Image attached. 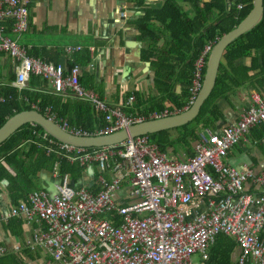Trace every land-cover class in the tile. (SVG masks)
I'll list each match as a JSON object with an SVG mask.
<instances>
[{
	"label": "built area",
	"instance_id": "1",
	"mask_svg": "<svg viewBox=\"0 0 264 264\" xmlns=\"http://www.w3.org/2000/svg\"><path fill=\"white\" fill-rule=\"evenodd\" d=\"M28 5L29 0H0V53L18 61L15 86L24 88L35 75L47 80L55 93L88 99L96 114L104 115L105 126L89 135L63 122L61 129L73 137L111 135L143 123L145 118L126 115L121 107H109L87 91L77 66L67 73L61 66L26 56L8 30L27 32ZM211 51L207 46L195 61L184 110L201 89ZM133 101L130 95L125 106ZM46 111L49 115L50 109ZM166 115L163 111L151 117ZM257 126H264V88L250 93L236 124L218 131L204 129L194 155L186 158L163 154L145 135L90 149L48 140L44 133L43 140L68 162L84 168L96 165L99 190L73 186L55 167L52 192L33 190L8 209L5 219L21 220L28 232L22 244L11 249L0 240V258L27 249L35 264H192L195 255L206 264L216 239L225 236L240 250L236 264H264V172L225 162L230 150ZM261 144L264 147V136Z\"/></svg>",
	"mask_w": 264,
	"mask_h": 264
},
{
	"label": "trees",
	"instance_id": "2",
	"mask_svg": "<svg viewBox=\"0 0 264 264\" xmlns=\"http://www.w3.org/2000/svg\"><path fill=\"white\" fill-rule=\"evenodd\" d=\"M178 1L190 3L195 15L192 18L186 16ZM198 1L163 0L161 7L146 9L143 18L136 22L140 33L138 39L143 45L141 61L149 62L150 68L157 69L153 82L159 96H150L145 101L140 93L134 92L135 105L143 107L146 119L151 112L183 110L191 95L195 61L202 56L207 46L211 45L213 49L225 35L237 28L252 9V0H211L203 7L198 6ZM238 5H242V8L238 9ZM210 53L205 58L206 63ZM246 58H249V66L242 63ZM206 70L207 64L202 70V80L205 78ZM87 78H79L80 84L87 85L89 81ZM9 81L10 84L7 86H0V98H5L4 101L0 100V130L14 115L32 110L31 104L37 98L40 99L38 109L41 114H43L41 108L51 106L72 125L88 132L89 135H93L103 126L100 119L94 118L89 103L80 101L66 103L60 95L56 97L33 92L28 88H22L18 92V89L11 85L14 81L13 72L9 75ZM262 88H264V0L259 23L226 49L215 87L201 106L199 114L191 123L179 127L178 136L173 140L169 139L168 130L150 134L148 137L162 149L167 145H172L175 150L185 148L186 144L198 140L199 127L216 128L217 122L223 119L219 100L224 99L233 105L231 98L235 97L238 91H257ZM17 93L26 100H19ZM253 129L260 132L261 140L264 136V126ZM43 136L44 133L38 126L25 125L0 146V185L4 181L9 183V194L14 203L24 199L25 194L33 190L31 177L37 176L38 173L51 172L56 161L61 164L60 174H69L73 183L78 182L82 176L84 168L78 164L70 165L66 160L60 161L63 159L58 154L60 152L54 147L52 149L49 142L43 140ZM48 140L53 139L48 137ZM49 148L51 152L47 153ZM21 225V220L13 218L8 220L6 228L23 242ZM219 239V248H227L225 264H228L236 244L222 236H219ZM216 251V249L213 251L212 258L206 264H216L212 262V259L217 257ZM30 254L29 250L23 249V255ZM17 261L19 260L13 253L0 258V264H18Z\"/></svg>",
	"mask_w": 264,
	"mask_h": 264
},
{
	"label": "crops",
	"instance_id": "3",
	"mask_svg": "<svg viewBox=\"0 0 264 264\" xmlns=\"http://www.w3.org/2000/svg\"><path fill=\"white\" fill-rule=\"evenodd\" d=\"M210 1L199 0L197 4L199 7H203ZM162 4L163 0H29L28 30L23 33H29L27 43H19L18 37L22 34H16L17 37L12 38L11 34L15 33L10 32L9 29L8 35L26 52L27 57L61 66L67 73L77 66L79 68V78L86 79L88 77L87 80L89 81L87 85L90 88L87 85L81 84L87 91L95 93L109 107L119 106L126 115L141 116L145 118L143 123L150 122V120H155L151 116L156 112L148 114V119H146L143 107L135 105V96L132 105L125 106V104L128 97L134 95V92L140 93L145 101L150 96H159L153 82L157 69H152L150 66H146L145 63L147 62L141 61V49L143 45L138 39L140 33L137 30L138 26L136 22L143 18L146 9H158ZM178 5L189 18L195 15V10L190 3L178 1ZM63 35H68L73 39L64 38L57 40L58 36ZM249 62V58L242 61L246 66H249ZM16 65H18V61L11 60L6 53H0V86L5 87L7 84H10L9 75L13 72L14 81L11 82V85L17 88L14 84ZM32 78H34L32 80L33 83L30 81ZM24 88L56 97L61 96L63 102L66 103L74 101L89 103L92 107L94 118L96 120L100 119L102 127L105 126L104 115H97L93 104L88 99L74 97L66 93H55L51 88V84L40 76L31 75ZM17 89L20 92L21 89ZM252 91H238L236 96L231 98L233 105L224 99L219 100L218 104L223 113V119L217 122L216 128L208 127V129L218 131L226 125L236 124L240 114L249 104V96ZM17 97L19 100H26V98L18 93ZM0 100L4 101L5 98L1 97ZM39 103L40 99L38 98L32 102L31 107L33 109L30 111L39 112ZM48 108L50 109L49 115H47L46 111ZM41 109L43 111L42 115L51 120L60 129L62 123L65 122L70 128L89 134L81 128L72 125L66 117L59 115L51 106H45ZM166 112V117L179 113L174 112V110ZM178 128L167 129L170 140L178 136ZM204 129L207 128L199 127L197 141H194L192 144L188 143L185 145V148H178L177 150L172 145H167L162 149L149 139L148 135L150 134L145 136L150 143L157 145L163 154L186 158L194 155V146L200 140V134ZM98 131H95L94 134L98 133ZM260 137V132L252 129L237 146L230 150L225 162L238 169L248 166L258 174L264 172V147L261 144ZM61 160L66 159L63 158ZM68 163L70 165L78 164ZM91 165V168L82 167L84 170H82L81 178L76 183L72 182V185L76 187L84 186L89 191L95 193L99 190V186L95 182L98 170L94 163ZM55 167H57L60 173L61 164L59 161H56L51 172H42L38 173L37 176H32L30 179L33 186L32 189L52 192L57 182L51 176ZM67 175L70 177L69 174ZM29 192L21 200H25ZM119 194L121 197L128 198L126 193L122 194L120 192ZM124 202L127 203L128 200ZM17 204L12 201L9 194V183L7 181L2 182L0 185V240L7 249L13 248L18 243L22 244V241L15 238L6 228L8 220L5 219V215L10 206ZM21 231L23 240H25L28 230L21 225ZM222 238L225 239L226 237L222 236ZM219 241L218 237L214 246L211 247L210 258H212L213 251L216 249L217 257L216 259H212V262L216 264L222 262L225 264V250L227 251V248H219ZM231 242L234 243L232 240ZM239 255L240 250L235 245L233 253L230 254L228 264H236ZM31 256L32 258H29ZM16 257L19 260L17 261L18 264L36 263V258L32 254L29 256L18 254Z\"/></svg>",
	"mask_w": 264,
	"mask_h": 264
},
{
	"label": "water",
	"instance_id": "4",
	"mask_svg": "<svg viewBox=\"0 0 264 264\" xmlns=\"http://www.w3.org/2000/svg\"><path fill=\"white\" fill-rule=\"evenodd\" d=\"M262 14L263 0H252V9L246 18L238 25L237 28H235L228 35H225L218 43L215 44L207 63L205 80H203L201 89L189 109L175 115L137 124L115 134L86 138L73 137L63 132L59 127L53 124L51 120L47 119L37 111H25L14 115V117H12L0 130V146L13 136L21 127L29 124L38 126L46 135L55 141L71 144L77 147L99 148L122 143L128 138L153 134L173 127H181L192 122V120L199 114L201 106L205 100L209 98L215 87L220 64L223 61L226 49L237 38L254 28L259 23ZM145 64L146 66H150L148 62Z\"/></svg>",
	"mask_w": 264,
	"mask_h": 264
},
{
	"label": "rangeland",
	"instance_id": "5",
	"mask_svg": "<svg viewBox=\"0 0 264 264\" xmlns=\"http://www.w3.org/2000/svg\"><path fill=\"white\" fill-rule=\"evenodd\" d=\"M15 35V36H14ZM29 35V33L27 34H22L20 37H18L19 39V43L20 44H24V43H27V36ZM12 38H16L17 35L16 34H11ZM14 36V37H13ZM64 38H70V39H73L71 38L70 36H58V39L57 40H61V39H64ZM140 72V70H139ZM191 261H192V264H200V259H199V256L198 255H195L191 258Z\"/></svg>",
	"mask_w": 264,
	"mask_h": 264
}]
</instances>
